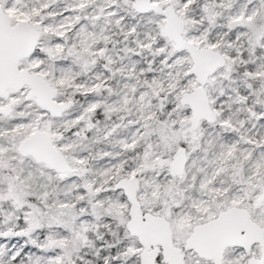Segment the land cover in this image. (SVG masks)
I'll return each instance as SVG.
<instances>
[{"label": "snow or ice", "instance_id": "6c2138e0", "mask_svg": "<svg viewBox=\"0 0 264 264\" xmlns=\"http://www.w3.org/2000/svg\"><path fill=\"white\" fill-rule=\"evenodd\" d=\"M0 264H264V0H0Z\"/></svg>", "mask_w": 264, "mask_h": 264}]
</instances>
